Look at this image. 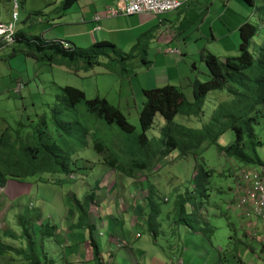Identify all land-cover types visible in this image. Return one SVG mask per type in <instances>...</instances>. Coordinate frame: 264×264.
<instances>
[{
    "label": "trees",
    "instance_id": "1",
    "mask_svg": "<svg viewBox=\"0 0 264 264\" xmlns=\"http://www.w3.org/2000/svg\"><path fill=\"white\" fill-rule=\"evenodd\" d=\"M73 1L65 0L64 4L68 6ZM247 1L253 3V0ZM257 7L259 9L256 12L262 21L261 41L252 46L255 37L262 32L260 24L245 22L239 27L240 55L221 59L213 53H206L208 79L193 82L195 90L191 100L186 98L180 87L172 84L144 90L147 101L139 115L141 133L136 131V126L124 112L111 105L106 98L98 96L86 99L82 89L70 85L62 86L52 103L45 99L36 102L35 97L31 96L33 101L28 104L31 107L29 109L22 101V104H18L20 118L13 125L7 117H0V196L6 193L10 180L19 181L46 173L54 182H61L58 176L74 179L84 175L77 174L76 170H92L97 163H102L123 176L146 178L147 172L157 169L160 160L174 151L181 156L199 157L204 144L217 145L223 156L241 163L246 169L264 166V138L255 129L264 124V3ZM19 36V32H16V42L11 45L14 46L13 55L22 48L24 55L48 64H53L58 57H62L68 60L75 72L82 62L86 63L83 65L85 68L95 63L101 65L100 55L107 56L110 64L115 59L128 61L135 51L123 52L110 41L96 42L88 50L73 45L65 48L60 40L44 41L40 37H24L23 41ZM16 43L23 45L18 48ZM93 47L100 49L98 53H91ZM106 62L103 64L108 67ZM118 65L120 68L115 71L124 75L128 71V64L118 62ZM18 82L23 83L22 80H17ZM23 84L25 87V83ZM217 90L224 95L226 92L228 96L212 99L214 106L209 120L201 127L176 121L178 115L188 122L202 120L206 98ZM15 92L21 90L15 89ZM157 114H161L164 119L161 136L148 137L146 132L154 124ZM106 125L110 131L105 133L106 137H102ZM114 125L118 130L114 129ZM228 130L234 131L235 141L225 147L219 146V138ZM90 147L98 154L95 160L85 155ZM200 162L202 163L196 165L193 190L187 189L185 194H178L174 205L176 216L172 217L170 211L166 213L167 218L174 219L176 223V227L170 231L173 236L179 237L180 222L177 216L189 215L195 216L196 223L188 224L193 231L202 233L207 239L214 234V227L206 219L207 210L201 202V196L210 195L209 176L212 170L207 168L203 159ZM96 185L98 187L99 182ZM147 190L152 209L149 230L158 234L156 218L162 210L161 200L154 197V186ZM92 196L91 194L89 198ZM187 203L193 205L191 213L188 212ZM47 228L51 229L50 233L55 230L50 224ZM28 229L27 226L24 228L26 233ZM28 241L32 250L34 240L31 234ZM93 244L95 246V241ZM223 255H220V264H227Z\"/></svg>",
    "mask_w": 264,
    "mask_h": 264
},
{
    "label": "rangeland",
    "instance_id": "2",
    "mask_svg": "<svg viewBox=\"0 0 264 264\" xmlns=\"http://www.w3.org/2000/svg\"><path fill=\"white\" fill-rule=\"evenodd\" d=\"M245 1L247 2V0H243V2ZM254 1L256 3L260 2V0ZM243 2L241 0H233L232 7L234 8L232 9L239 12L238 4ZM247 4L244 3L245 9L249 10L248 15L252 19L254 10H258L259 7H255L254 9L253 6H247ZM261 5V3L257 4V6ZM225 9L226 5L224 3L217 2L211 13L212 20L219 19L224 14ZM231 12L232 10L230 9L224 17L230 18ZM167 17L172 18L170 14H167ZM34 19L36 18H32L30 24H27V30L39 27L34 22ZM203 19L204 14L200 11L198 19L195 18L194 22L182 31V37H185L187 40L182 42L177 41L180 42V48L177 42L173 43L174 48H179L183 51L182 55L177 56L172 53H166L162 50L161 44L156 40L146 38L138 49H135L132 53L133 56H130L128 61L115 59L109 64L107 56L100 55L101 65L95 63L91 67L85 68L83 65L86 63L82 62L77 72L74 71L73 66L69 64L68 60L62 57H58L57 62L54 61L53 64L41 63L31 56L20 53L19 50L13 55L12 48H6L0 52V117H7L9 123L13 125L20 118L21 113L18 104H22V101L28 105L33 101V98H30L33 96L36 102H40L39 99H45L49 103H52L56 92L62 86L70 85L82 89L85 92L86 99H93L98 96L106 98L111 105L119 107L128 117L129 121L136 126V131L141 133L139 115L147 101L144 93L145 89H154L172 84L180 87L185 93L186 98L191 100L195 90L193 82L196 80L204 82L208 79V66L205 61L206 53H213L221 59L227 56L240 55L238 42H234L231 35H225L228 34L229 30L223 33L225 28L224 22H221L222 35L218 40H214L210 36L203 37L199 31V26L203 23ZM254 24H259L258 20ZM206 27H208V24ZM262 37L263 31L255 37L252 46L255 45V41L259 43ZM186 44L191 45V47H188L189 51L186 50ZM20 45H23V43ZM20 45L18 48H20ZM229 48H236V51H230ZM99 50L93 47L92 52H90L98 53ZM120 50L126 53L132 51L128 49ZM148 60H150V63H145ZM104 61H107L108 67L104 65L105 63L103 64ZM118 62L128 64V71L124 75H120L115 71V69L120 68ZM17 80H22L25 83V87L21 89V92H15ZM224 93L227 95L226 92ZM226 95L221 94V91L217 90L207 96L202 120L194 119L190 123L183 116L178 115L176 116V121L185 123L186 125L191 124L190 126L194 127H201L209 120L214 106L211 102L213 101L212 99L218 98V96L220 99H223L228 96ZM21 96L24 98H21ZM29 109H31L30 106ZM163 124L164 119L162 115L157 114L154 124L146 132L147 136L160 137ZM262 125L256 126L255 129L264 138V124L262 123ZM107 126L106 131L102 133V137H106L105 133L107 134L110 131ZM114 129L118 130V127L114 125ZM235 138L234 131L228 130L219 138L218 145L223 147L228 146L235 141ZM85 155L88 156L87 158L94 160L98 157L93 147L88 148ZM202 159L207 168L212 170V174L209 176L210 195L208 197L201 196V202H203L207 210L205 217L211 226L214 227V234L207 240H210L215 246H221V253L224 254L223 257H225L227 264H239V259L235 255L244 259L246 264H264V243L262 245L257 241L256 237H251L246 233L247 230L244 225L246 218L241 217L239 214L241 210L238 207L239 203L236 198L237 187L240 174L246 168L241 163L223 156L215 144H204L199 157L194 155L181 156L177 151H174L170 156L160 160L158 168H155L154 172H147V187L154 186V197L160 198L161 207L164 209L161 213L164 216L162 219L164 221L167 219L166 212L168 211H170L172 217L176 216L174 205L178 194H185L187 189L189 191L193 190L192 181L196 165L202 163L200 162ZM107 170L108 167L106 165L97 163L92 170H76L77 174H84L77 176V178L71 179L64 175L58 176L62 180L61 182H54L55 180L50 178L49 174L46 173L29 176L19 181L10 180V186L11 184H16L17 187L13 189H17V191L13 192L12 188L9 189L8 196H10V201L6 203L0 199V241L5 244L12 242L14 240L6 236L9 232L25 234L27 230H24L23 227L27 226L31 231V229L39 225L38 221L35 223L33 219L41 217L40 213L48 202L51 203L50 206L54 209L57 207L58 209H64L65 206H72L73 210H78L77 206H73L74 199L67 196L65 202V194L69 191H73L77 197H83L85 194L89 197L91 194H100L102 191L108 194V185L101 184L104 176H107ZM97 182H100L99 188L96 185ZM78 184L80 185V190L75 187ZM28 187L29 190H32L28 191ZM197 199L199 200V197ZM82 200L86 201L87 198ZM187 205L188 212L191 213L193 205L191 203H187ZM49 212L50 210L47 211V213ZM177 219L180 225L187 223L188 226V224L193 225L196 223L194 215L186 217L177 216ZM48 224H52V222ZM48 224L41 226V228H47ZM40 231V227L35 230L38 233L37 239H40L37 242L42 243L48 236L41 235L43 237L42 240L40 238ZM166 235L167 241L169 240L170 243L167 244L165 239L162 240L166 246L164 250L170 255L174 248L181 246V243L177 235L175 238L170 233H166ZM186 236L187 234L183 235L182 240ZM25 237V240H28L27 234H25ZM144 238L146 239L148 236L144 235ZM17 239L18 241L24 240ZM46 243V247L51 250L49 247L51 242ZM52 243H54L53 249L57 251V243ZM30 251L32 250L30 249ZM54 253L53 251L52 254ZM183 258L188 262L189 257ZM56 260V264H62L59 255ZM118 263L131 264L130 262H125L123 259H119ZM194 263L202 264V261L197 258Z\"/></svg>",
    "mask_w": 264,
    "mask_h": 264
},
{
    "label": "crops",
    "instance_id": "3",
    "mask_svg": "<svg viewBox=\"0 0 264 264\" xmlns=\"http://www.w3.org/2000/svg\"><path fill=\"white\" fill-rule=\"evenodd\" d=\"M179 1L181 5L178 8L160 14L112 15L111 10L122 9L127 0H74L68 6L64 4V0H20L16 31L19 32V39L23 41L24 37L31 39L40 37L44 41L64 40L80 48H89L99 41H110L120 49L135 50L134 48L138 49L144 39L150 38L161 44L163 51L170 53L168 49L174 48V42L187 40L182 37V31L194 22L195 18L198 19L200 11L204 14L203 23L199 26L203 37L210 36L218 40L222 35L221 22H224L225 26L223 33L229 30L225 35H231L233 41L238 42L237 45L241 42L239 27L243 23H256L258 20L262 30L259 14L254 10L253 18H249V10L245 9L244 3L255 9L257 4L264 3L263 0L259 3L254 0L253 3L241 0L243 3L238 4L239 12L232 9L233 0ZM217 2L224 3L226 9L219 19L212 20L211 13ZM230 9L232 10L230 18H225ZM11 14L12 0H0V23L10 22ZM167 14L172 18H168ZM97 15L100 16L99 19L96 18ZM32 18H36L34 22L39 27L27 30V24H30ZM180 42H177L179 48ZM20 44L22 43L15 45ZM186 46V50L189 51L188 47L191 45L186 44ZM9 47L13 51L14 46ZM179 48V53L172 54L182 55L183 51ZM229 49L236 51V48ZM19 51L23 53L22 48ZM148 61L150 63V60ZM106 173L107 176H104L101 184L108 185V194L102 191L100 194L94 193L91 198L86 194L77 197L73 191L65 194V202L67 196L74 199L73 206H77L78 210H73L72 206L54 209L50 206V202L44 205L40 213L41 217L33 219L35 223L38 221L39 225L25 232L28 237L29 234L34 235L32 251L29 249L31 244L25 240V234L13 232H9L12 235L6 234L14 241L6 244L0 241V264H56L58 255L62 264H122L118 263L119 259L131 264H195L197 258L202 264H220L221 246H215L202 233L193 231L184 223L181 224L182 226L178 225L177 238L181 246L174 248L168 255L164 250L166 246L162 239H165L167 244L170 243L169 240L167 241L166 233H170L176 227V223L171 218L164 221L162 219L164 216L161 215L164 211L162 209L156 218L158 234L149 230L152 209L146 178L125 177L109 167ZM10 182L6 193L0 196L5 203L10 201L9 189L17 187L16 184L10 186ZM75 187L80 190L79 184ZM30 190L28 187V191ZM16 191L17 189H13V192ZM84 198L87 200H82ZM239 214L246 218L242 210ZM251 219H245L246 233L256 237L262 244L264 223L260 218ZM49 222H52L50 225L55 228L53 233H50L51 229L41 228L44 223ZM39 227L40 236L46 234L48 236L42 243L37 242L40 239H37L38 233L35 232ZM186 234V238L182 240L183 235ZM144 235L148 238L145 239ZM42 236L40 238L43 240ZM17 238L24 240L18 241ZM46 242H51L49 244L51 250L46 247ZM52 242L57 243V251L53 249ZM235 256L239 259V264H246L244 259ZM183 257H189L188 262Z\"/></svg>",
    "mask_w": 264,
    "mask_h": 264
},
{
    "label": "built area",
    "instance_id": "4",
    "mask_svg": "<svg viewBox=\"0 0 264 264\" xmlns=\"http://www.w3.org/2000/svg\"><path fill=\"white\" fill-rule=\"evenodd\" d=\"M181 5L179 0H127L122 9H112L111 14L123 13L126 15L151 13L160 14L174 10ZM20 0H12L11 20L0 23V52L16 42V26L19 20ZM100 18L99 15L96 16ZM65 48L72 45L61 40ZM170 53H179L178 49L170 48ZM24 88L22 82L17 83V91ZM238 207L248 218H260L264 223V166L257 169H244L239 177L237 195ZM252 220V219H251ZM264 254V247H263Z\"/></svg>",
    "mask_w": 264,
    "mask_h": 264
}]
</instances>
